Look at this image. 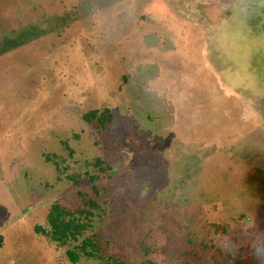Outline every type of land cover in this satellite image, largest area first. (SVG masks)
Listing matches in <instances>:
<instances>
[{"label": "rangeland", "instance_id": "1", "mask_svg": "<svg viewBox=\"0 0 264 264\" xmlns=\"http://www.w3.org/2000/svg\"><path fill=\"white\" fill-rule=\"evenodd\" d=\"M92 187L104 257L264 264V0H0V264H72Z\"/></svg>", "mask_w": 264, "mask_h": 264}, {"label": "trees", "instance_id": "2", "mask_svg": "<svg viewBox=\"0 0 264 264\" xmlns=\"http://www.w3.org/2000/svg\"><path fill=\"white\" fill-rule=\"evenodd\" d=\"M82 120L89 126L103 130L112 121V113L109 109L90 110L82 116ZM66 146V143H62ZM67 148V146L65 147ZM49 156L47 159L49 160ZM56 169L59 170L58 163L55 162ZM96 171V175L86 176V181L94 184L99 180L101 174H106L110 167L104 165L103 161L96 158L92 164ZM77 177H70L69 180L77 185ZM92 192L96 200H84L81 207L74 211H69L59 203L55 202L50 205L46 215L47 229L35 227L36 232H43L45 236L59 244L60 246H70L66 249L65 255L70 263L76 264L81 258L95 259L100 264H126L123 260L109 255L104 257L102 254V243L97 235L92 233V222L95 217L103 215V203L99 200V191L92 187ZM3 237L0 236V249L3 246ZM145 259L141 264H154L150 259V251L147 248H142Z\"/></svg>", "mask_w": 264, "mask_h": 264}]
</instances>
